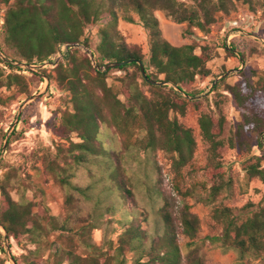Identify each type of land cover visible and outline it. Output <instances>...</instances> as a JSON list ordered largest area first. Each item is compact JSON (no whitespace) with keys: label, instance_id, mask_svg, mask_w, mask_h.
Wrapping results in <instances>:
<instances>
[{"label":"trees","instance_id":"trees-1","mask_svg":"<svg viewBox=\"0 0 264 264\" xmlns=\"http://www.w3.org/2000/svg\"><path fill=\"white\" fill-rule=\"evenodd\" d=\"M237 2L264 11V0H0V50L12 61L43 64L62 45L78 43L92 50L98 65L140 59L149 78L178 89L146 82L135 62L115 67L124 74L117 78V84H109L112 68L95 69L79 47L66 48L51 71L42 69L49 84L55 83L68 94L59 124L54 127L55 134L67 144L59 143L54 152L44 153L40 157L42 168H36L34 174L52 180L62 190V212L50 214L44 190L29 174L19 167L6 168L0 177V227L6 232H0V250L3 239L28 235L35 247L26 264H181L182 250L176 241L180 229L190 240L185 243L186 262L203 264L199 249L193 247L198 219L189 205H182L175 222L173 198L161 189V180L155 186L145 174L138 198L128 169L136 156L155 149L169 156L174 177L191 164L196 140L176 114L184 116L188 102L199 100L195 95L200 91L192 88L196 76L205 78L211 73L207 65L212 58L211 46L195 42L172 45L163 37L155 11L173 22L186 23L188 35L191 27L207 34L217 15L229 14ZM105 17L108 19L103 21ZM119 19L143 27L147 61L139 45L125 41L117 27ZM91 26L97 27L98 36L93 47L86 34ZM225 49L228 56L237 53L233 44ZM237 54L244 63V54ZM27 73L0 59V88L17 85L27 93ZM239 76L233 84L226 82V76L212 86L229 93L239 110L240 119L229 135L224 137L225 117L220 112L198 117L201 137L207 143L204 170L212 182L209 200L232 183L220 154L226 143L249 155L245 175L264 184V71H251L250 76L240 71ZM12 99L13 94L0 93V107ZM15 132L16 127L10 135ZM126 135L129 143L120 137ZM80 171L85 179L78 177ZM27 190L32 191V199L26 197ZM118 197L125 216L114 204ZM238 211L224 205L212 210L222 227L219 246L234 250L241 260L262 255L264 203L248 202ZM142 221L146 227L141 226ZM98 229L102 231L100 245L92 238V231ZM113 234L115 240L110 237Z\"/></svg>","mask_w":264,"mask_h":264},{"label":"rangeland","instance_id":"rangeland-1","mask_svg":"<svg viewBox=\"0 0 264 264\" xmlns=\"http://www.w3.org/2000/svg\"><path fill=\"white\" fill-rule=\"evenodd\" d=\"M155 15L159 20L163 37L172 45L180 46L195 42L198 45L208 44L211 46L212 58L207 63L211 73L205 78L196 76L192 88L200 91L195 95L199 100L195 103L188 102L184 116L176 114L183 125L191 128L196 140V150L191 164L182 169L180 176L174 177L169 156L162 150L155 149L136 156L129 165L128 176L131 182L137 186L135 191L138 193V198H141L140 183L145 179V174L148 177V182L151 181L155 186L157 185L156 181L160 179L161 189L173 198L171 213L175 222L178 221L179 209L182 205L184 203L189 205L190 212L195 214L198 219V231L192 240L193 247L199 249L203 264H264V253L251 255L241 260L234 250L219 246L220 242L217 237L221 234L222 227L212 216V210L219 205L228 206L237 213L248 202L254 205L264 203V184L257 178H248L245 175L243 168L248 162L249 155L226 143L220 148V154L224 171L231 178L232 183L229 188L222 189L214 200H209L208 190L212 182L204 170L207 165V143L202 139L198 125V117L201 113L217 115L220 112L225 117L224 137L226 138L239 121V110L231 95L221 88L213 90L212 86L215 84L214 81H219L217 77L224 73H222L224 69L230 71L226 75L228 76L226 82L229 84L241 79L240 71L246 76H250L251 71H264V42L262 41L264 39V11L258 7L251 9L247 5L237 2L229 14L219 13L217 15V21L209 26L207 34L202 33L196 27H191V35L185 33L186 23L173 22L166 18L161 11H155ZM106 19L108 17H105L103 21ZM117 27L128 44H137L142 48L147 61L148 45L143 27L122 19L118 20ZM96 29V26H91L86 31L92 47L98 41ZM230 44H233L235 52L244 54L245 62L242 65L237 53L235 56L226 54L225 46L228 47ZM79 48L86 53L81 47ZM198 49L197 47V52ZM64 51L65 48L62 46L49 61H59ZM39 65L35 64L30 70L23 68L29 71L25 75L27 93L17 85H13L9 89L5 86L0 88V93L4 96L13 94L11 102L0 107L2 113L0 118V177L6 168L19 167L42 187L49 212L56 216L62 212L63 192L52 180H44L43 175L37 177L34 172L36 168H42L40 157L44 153L54 152L59 143L67 144L63 138L55 134L54 127L59 124V117L66 107L68 94L65 90L58 88L55 83L49 84L48 79L41 71L44 69L49 72L55 64ZM123 74V71L112 68L108 74L107 83L117 84V78ZM40 78H42V82H40ZM138 80L140 81V79ZM142 88L146 91L147 86L144 85ZM120 97L122 96L120 95ZM15 127L16 132L11 136ZM120 137L122 142H130L127 135ZM133 138L134 136L131 139ZM8 139L10 140L9 144H7ZM73 139L77 140L75 137ZM253 152L258 154L255 147ZM78 177L85 179L82 171L78 173ZM76 179L78 181V178ZM11 196L17 197L15 191L11 192ZM26 197L32 199L31 190L26 191ZM140 201L145 203L144 199ZM114 204L117 211L125 216L126 212L119 197L118 200H114ZM146 207L150 211L149 206L146 205ZM141 226L146 227V222L142 221ZM179 230L176 232V241L182 250L181 264H188L185 260V243L190 240ZM0 232L4 234L1 227ZM51 237L54 236L51 235ZM110 237L113 240L116 238L115 234ZM92 238L97 245H100L102 242L101 229L93 230ZM34 247L35 244L30 241L28 235H22L18 239H3L0 264H26ZM46 256L47 251L43 258Z\"/></svg>","mask_w":264,"mask_h":264},{"label":"water","instance_id":"water-1","mask_svg":"<svg viewBox=\"0 0 264 264\" xmlns=\"http://www.w3.org/2000/svg\"><path fill=\"white\" fill-rule=\"evenodd\" d=\"M264 42V39L262 40ZM64 48H70V47H81L86 53L87 55L89 56V58L91 59V63L93 65V67L97 70H100V71H105V70H108L110 68H115V67H120L124 64H127V63H130V62H135L138 64L139 66V69H140V73L142 75V77L144 78V80L150 84H159V85H168V86H172L173 88H175L176 90H178L176 87H174L171 83H168V82H164V81H161V80H153L151 78H149L146 74V71H145V68H144V64L142 63V61L140 59H134V58H131V59H126V60H122V61H111V62H106L104 63L103 65H98L96 62H95V59H94V55L92 53V51L87 48V47H84L78 43H73V44H66V45H63ZM0 59L4 60V61H7L9 63H12L18 67H21V68H26V69H33V67L35 66V64H32V65H27V64H23V63H19L17 61H12L9 57H7L1 50H0ZM57 61H46L44 62L43 64H40L39 66H43L44 64H55ZM241 65H242V62H241ZM230 71H226L224 72L223 74H221L219 77H217V79H220L224 76H226ZM216 79V80H217ZM216 81H214L213 83H215ZM3 233L4 235H6V232L3 230Z\"/></svg>","mask_w":264,"mask_h":264},{"label":"built area","instance_id":"built-area-1","mask_svg":"<svg viewBox=\"0 0 264 264\" xmlns=\"http://www.w3.org/2000/svg\"><path fill=\"white\" fill-rule=\"evenodd\" d=\"M62 46H63V45H62ZM62 46H61V47H62ZM61 47H60V48H61ZM58 54H59V52H58Z\"/></svg>","mask_w":264,"mask_h":264}]
</instances>
